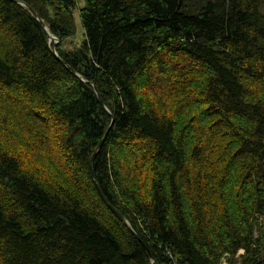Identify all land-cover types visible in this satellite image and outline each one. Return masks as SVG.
<instances>
[{
  "label": "trees",
  "instance_id": "trees-1",
  "mask_svg": "<svg viewBox=\"0 0 264 264\" xmlns=\"http://www.w3.org/2000/svg\"><path fill=\"white\" fill-rule=\"evenodd\" d=\"M262 259L264 0H0V264Z\"/></svg>",
  "mask_w": 264,
  "mask_h": 264
},
{
  "label": "water",
  "instance_id": "water-1",
  "mask_svg": "<svg viewBox=\"0 0 264 264\" xmlns=\"http://www.w3.org/2000/svg\"><path fill=\"white\" fill-rule=\"evenodd\" d=\"M33 13L36 15V16H38V13H37V11H35L34 9H33ZM41 22L44 24V22L41 20ZM45 29L47 30V32L49 33V35H50V39H55V43H54V46H53V50H54V53L56 54V55H58L57 54V51H56V49H55V47H56V45H57V43L59 42V38L58 37H56V36H54V35H52L49 31H48V29H47V27L45 26ZM101 102H102V100H101ZM103 103V102H102ZM103 142V141H102ZM102 142L99 144V147L102 145ZM99 191H100V194L102 195V197L104 198V200L107 202V204L111 207V209L113 210V212L118 216V217H120L121 219H123L126 223H128V221L124 218V216L110 203V201L107 199V197L105 196V194L103 193V191L99 188ZM147 248V247H146ZM148 249V248H147ZM148 253H149V255L152 257V254L148 251ZM264 261V259H262V260H259L258 262H256L255 264H261L262 262Z\"/></svg>",
  "mask_w": 264,
  "mask_h": 264
},
{
  "label": "rangeland",
  "instance_id": "rangeland-1",
  "mask_svg": "<svg viewBox=\"0 0 264 264\" xmlns=\"http://www.w3.org/2000/svg\"><path fill=\"white\" fill-rule=\"evenodd\" d=\"M75 16H76V22H77V34L70 37L68 40H66L64 46L67 48H72V47L78 46L83 39L84 29H83V25H82L78 11H76Z\"/></svg>",
  "mask_w": 264,
  "mask_h": 264
},
{
  "label": "built area",
  "instance_id": "built-area-1",
  "mask_svg": "<svg viewBox=\"0 0 264 264\" xmlns=\"http://www.w3.org/2000/svg\"><path fill=\"white\" fill-rule=\"evenodd\" d=\"M240 252H243L242 250ZM226 263V262H225Z\"/></svg>",
  "mask_w": 264,
  "mask_h": 264
}]
</instances>
